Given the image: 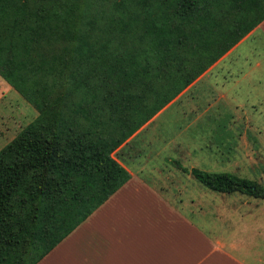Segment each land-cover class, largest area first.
I'll list each match as a JSON object with an SVG mask.
<instances>
[{"label": "trees", "instance_id": "trees-1", "mask_svg": "<svg viewBox=\"0 0 264 264\" xmlns=\"http://www.w3.org/2000/svg\"><path fill=\"white\" fill-rule=\"evenodd\" d=\"M263 19L264 0H0V77L37 111L0 149V264H36L121 187L115 149Z\"/></svg>", "mask_w": 264, "mask_h": 264}, {"label": "crops", "instance_id": "crops-1", "mask_svg": "<svg viewBox=\"0 0 264 264\" xmlns=\"http://www.w3.org/2000/svg\"><path fill=\"white\" fill-rule=\"evenodd\" d=\"M166 120L177 128L165 127ZM235 120L264 124V19L115 149L112 155L129 179L36 264H264V198H222L220 206L206 210L208 217L217 216L210 225L202 204L217 195L203 200L209 192L188 187L153 159L181 152L170 151L180 146L173 141L184 129L179 123ZM159 125L166 141L145 145L136 156L124 149L137 139L143 144ZM121 149L118 159L114 153ZM161 185L170 193L178 189L181 200L175 203Z\"/></svg>", "mask_w": 264, "mask_h": 264}, {"label": "rangeland", "instance_id": "rangeland-1", "mask_svg": "<svg viewBox=\"0 0 264 264\" xmlns=\"http://www.w3.org/2000/svg\"><path fill=\"white\" fill-rule=\"evenodd\" d=\"M36 115L37 111L0 77V149ZM164 125L172 131L177 128L170 120H166ZM178 127L184 129L178 131V135L173 138V141L178 142L180 146H176V149L170 151L181 152L179 154L167 152V154H159L153 159L159 167L176 172L183 184L186 183L188 187L193 186L198 189L200 186L202 192H209L203 196V200H209L210 193L217 195L218 198H213L211 203L204 202L202 204L205 215L206 210H213L220 206L222 198L227 199V197L241 193L225 194L208 189L197 180L192 179L193 176L189 170L193 167L210 172L233 173L240 177L253 179L264 186V124L244 123L235 120L234 122L179 123ZM161 129L162 127L159 125L155 133L144 137V141L141 139L143 144L139 145L137 142L140 139H137L130 145H126L124 149L133 151L135 156L144 153L145 145L149 146L152 142L159 143L162 139L166 141ZM146 130L141 131V134H144ZM138 138H141V135ZM163 140L162 142H164ZM135 144L136 148L133 149ZM149 152V150L146 151L147 154ZM123 153V149L117 150L114 156L121 159L120 156ZM151 154L153 153L150 152V157H152ZM172 168L176 171H172ZM158 187L167 190L163 185ZM171 191L174 193H170L169 189L166 192L174 199L175 203H178L181 200L179 199L181 195L178 197V189L171 188ZM186 211L188 215H192V212L189 213L187 209ZM206 217L213 220L209 223L210 225L217 223V216L214 218L206 215ZM196 220L199 219L196 218Z\"/></svg>", "mask_w": 264, "mask_h": 264}]
</instances>
